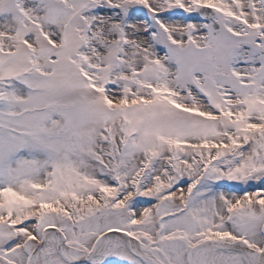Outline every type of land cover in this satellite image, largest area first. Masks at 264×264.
<instances>
[{
  "label": "snow or ice",
  "instance_id": "obj_1",
  "mask_svg": "<svg viewBox=\"0 0 264 264\" xmlns=\"http://www.w3.org/2000/svg\"><path fill=\"white\" fill-rule=\"evenodd\" d=\"M0 264H264V0H0Z\"/></svg>",
  "mask_w": 264,
  "mask_h": 264
}]
</instances>
